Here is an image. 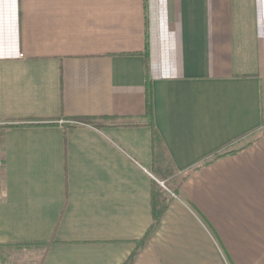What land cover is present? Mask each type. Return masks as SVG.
I'll return each mask as SVG.
<instances>
[{"label": "crops", "instance_id": "0c3cea01", "mask_svg": "<svg viewBox=\"0 0 264 264\" xmlns=\"http://www.w3.org/2000/svg\"><path fill=\"white\" fill-rule=\"evenodd\" d=\"M0 153V264H264V0H0Z\"/></svg>", "mask_w": 264, "mask_h": 264}, {"label": "trees", "instance_id": "16d2710c", "mask_svg": "<svg viewBox=\"0 0 264 264\" xmlns=\"http://www.w3.org/2000/svg\"><path fill=\"white\" fill-rule=\"evenodd\" d=\"M146 116L149 119V123L151 125L152 121V97H151V91L150 88L147 87V95H146ZM152 126V125H151ZM153 131V139L156 138L155 131L152 128ZM215 157L214 159H216ZM152 195V218H153V223L149 230L147 231L146 235L141 241V246L148 240L152 232L155 230L156 226L158 225L161 216L163 215L165 209L167 208L168 201L166 198L163 196V192L161 187L158 185H154L152 187L151 191ZM141 246H139L141 248Z\"/></svg>", "mask_w": 264, "mask_h": 264}, {"label": "rangeland", "instance_id": "374dc122", "mask_svg": "<svg viewBox=\"0 0 264 264\" xmlns=\"http://www.w3.org/2000/svg\"><path fill=\"white\" fill-rule=\"evenodd\" d=\"M34 247H30L28 249L18 247L12 249L11 255L7 259L8 264H38L37 258L31 255L34 251ZM27 254V255H26Z\"/></svg>", "mask_w": 264, "mask_h": 264}, {"label": "built area", "instance_id": "2783aa9c", "mask_svg": "<svg viewBox=\"0 0 264 264\" xmlns=\"http://www.w3.org/2000/svg\"><path fill=\"white\" fill-rule=\"evenodd\" d=\"M3 169H4V164H3V159L0 153V187H1L2 179H3Z\"/></svg>", "mask_w": 264, "mask_h": 264}]
</instances>
